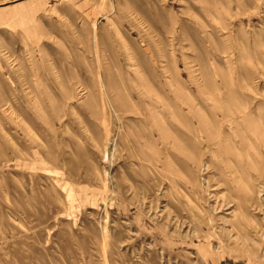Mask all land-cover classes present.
I'll list each match as a JSON object with an SVG mask.
<instances>
[{
  "label": "rangeland",
  "instance_id": "1",
  "mask_svg": "<svg viewBox=\"0 0 264 264\" xmlns=\"http://www.w3.org/2000/svg\"><path fill=\"white\" fill-rule=\"evenodd\" d=\"M0 264H264V0H0Z\"/></svg>",
  "mask_w": 264,
  "mask_h": 264
}]
</instances>
